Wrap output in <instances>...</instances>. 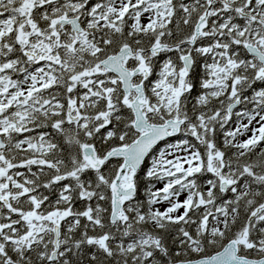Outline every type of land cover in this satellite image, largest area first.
<instances>
[{"label": "snow or ice", "instance_id": "6c2138e0", "mask_svg": "<svg viewBox=\"0 0 264 264\" xmlns=\"http://www.w3.org/2000/svg\"><path fill=\"white\" fill-rule=\"evenodd\" d=\"M0 264H264V0H0Z\"/></svg>", "mask_w": 264, "mask_h": 264}]
</instances>
